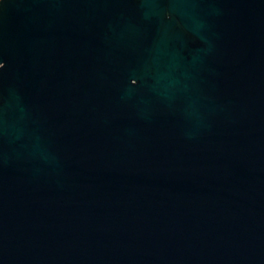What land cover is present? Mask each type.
Here are the masks:
<instances>
[{"label":"water","instance_id":"95a60500","mask_svg":"<svg viewBox=\"0 0 264 264\" xmlns=\"http://www.w3.org/2000/svg\"><path fill=\"white\" fill-rule=\"evenodd\" d=\"M0 264H264V0H0Z\"/></svg>","mask_w":264,"mask_h":264}]
</instances>
